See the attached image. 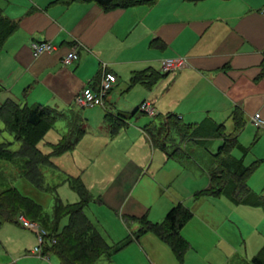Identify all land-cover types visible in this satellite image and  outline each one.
Segmentation results:
<instances>
[{
	"label": "crops",
	"instance_id": "crops-1",
	"mask_svg": "<svg viewBox=\"0 0 264 264\" xmlns=\"http://www.w3.org/2000/svg\"><path fill=\"white\" fill-rule=\"evenodd\" d=\"M0 9L17 23L16 30L0 47V103L13 99L46 105L61 112L63 116L60 118L67 124L69 113L77 112L74 110V96L86 85L96 90L102 74L110 71L116 75V80L103 97V103L83 107H103L96 113L98 119L103 116L105 123L104 114L108 110L132 113L137 109L116 135H111L107 123L104 124L106 133L94 134L99 137L96 145L109 143L117 146L129 165L114 160L112 171L92 170L94 166L86 167L81 161V153L76 154L77 145L62 155L51 157L54 167L58 165L67 171L66 178L79 177L90 193L99 194V210L110 207L121 215L123 221L131 220L130 215L148 214L145 203L131 198L132 188L142 177V167L147 164L148 172L153 162L162 157L165 161L172 158L149 141L144 131L147 122L143 126L136 123L143 115L139 110L142 101H149L155 112H159L156 120L171 115L173 120L178 118L180 122L193 126L211 119L223 124L226 134L234 129L231 113L236 108L243 112L245 124H252L251 116L255 112H259L264 120V0H142L109 10L94 0H0ZM34 41H48L55 50L34 57L31 53ZM74 44L79 45L78 59L64 64L62 57ZM164 58H183L185 65L171 73L166 72L150 88L140 83L131 84L133 72L147 68L160 70ZM133 91L136 94H132ZM120 93L125 98L121 99ZM122 100L125 101L122 107L126 109L139 104L132 111L121 110L118 104ZM79 116L83 127L84 122L94 119L88 113ZM228 120L233 127L226 132ZM258 128L261 130L256 141L264 145V126ZM62 134L64 132L57 131L53 125L37 143L38 148L44 153L50 152V144L57 142ZM85 135H88L86 130ZM215 139L222 142L221 138ZM91 150L86 156H94L92 163L95 155ZM66 155L72 157L74 166H79L78 170L62 167ZM256 158L264 159V155ZM210 168L202 187H187L188 196L191 190L196 193L209 185ZM191 170L196 171L195 168ZM251 183L252 180H248L254 190ZM261 190L260 193H264V187ZM202 196L211 203L223 201L221 199L225 197H195ZM178 200L180 202L182 198ZM232 206L235 207L234 203ZM159 210H164V214L167 212L163 205L158 207ZM235 211L232 209L227 216L232 217ZM239 212L241 214L236 215L243 222H246L243 216L250 217L255 213L246 209ZM92 221L99 229V219ZM259 222L264 223V217ZM138 228L126 235H131L130 242L136 240L143 244L144 241L152 252L163 247L165 242L157 240L154 233L134 237ZM258 232L261 239L257 244L261 247L264 230ZM141 247L144 252L147 250L143 245ZM32 249L29 252L35 254ZM114 256L118 259L114 252L108 264L111 259L113 262Z\"/></svg>",
	"mask_w": 264,
	"mask_h": 264
},
{
	"label": "rangeland",
	"instance_id": "rangeland-1",
	"mask_svg": "<svg viewBox=\"0 0 264 264\" xmlns=\"http://www.w3.org/2000/svg\"><path fill=\"white\" fill-rule=\"evenodd\" d=\"M171 73V72H170ZM116 90L115 88L113 89ZM136 94V91H133ZM121 99L125 98L123 93L119 96ZM136 97V96H135ZM121 101L118 104L119 109L132 111L136 106H132L130 109L122 107ZM121 105V106H120ZM77 106V105H75ZM74 106V110L84 117L86 113L91 114L94 119L84 122L85 130L88 135L78 141L76 154L81 153V161L83 165H93L92 170L96 168L101 170L112 171L113 161L117 160L119 163L129 165L127 158H125L117 150V146L109 143H101L96 145L95 141L99 139L94 134H100L105 132L103 120L98 119L97 109L103 107H78ZM146 113V112H144ZM159 112L154 114H143L138 117L137 122L143 126L146 122L154 124ZM178 120V118H176ZM180 122V121H179ZM181 123V122H180ZM0 127H3V123L0 120ZM232 124L228 120L226 121V132L232 129ZM54 128L59 132H67V124L64 119L58 118L54 123ZM261 129L252 124H245L242 130L239 132L238 141L246 148V153L243 154L240 149L233 148L231 155L242 158L244 164L248 165L256 158L257 155H264V145L256 141L257 135L260 134ZM173 143L180 144L185 147V154H176L168 161H165L162 157L158 162H153L150 170L146 172L148 165L142 167V177L136 182L132 188L131 198H135L145 203L148 210V219L151 221H161L164 217V210H159L158 207L163 205V209H169L172 205L180 201L192 211V217L185 223L180 230L181 235L188 240L189 246L184 253L183 262H180L174 255L169 245L161 241L158 237L157 240L163 242L162 248L154 250L153 252L148 249V246L144 241L143 244H139L136 240L129 242L121 250L115 252L117 257L111 259L110 264H252L251 256L258 251L257 241H260L261 235L258 231L264 230V223H260V219L263 216V212L259 208H253L249 206H238L230 200L222 197L221 200L216 203H211L207 197H195L194 191L191 190V195L188 196L187 187L192 185H202L207 179V169L212 165L211 161L214 157V153L221 142L219 139H211L206 145H197L191 142V140L180 141L178 135L171 133ZM164 134L161 135L160 140ZM1 141H12L9 145L10 149H17L19 142L15 140L12 133L9 130H2L0 132ZM40 146H42L40 144ZM96 147L98 149L96 150ZM42 148L46 150L43 145ZM93 148V149H92ZM92 149V150H91ZM170 148L168 147V150ZM92 151L95 155V159L91 163L92 157L86 156L89 151ZM170 151V150H169ZM62 155V154H61ZM67 158L63 159L62 167L64 169H70L71 171L78 170L79 166H74L72 157L66 155ZM69 156V157H68ZM77 161V159H75ZM198 162L205 170H202ZM72 165V166H71ZM191 168H195L193 172ZM58 165L51 167H42L44 175V186L56 185L54 191L63 201L73 202L78 199L77 194L70 188L68 181L66 180L67 171L64 172ZM20 165L17 159L11 161L0 160V201L2 195L6 194V186H13L21 193L30 196L36 200L43 207L44 211L51 213L52 205L54 202V194L51 190H42L33 185L25 176L20 174ZM190 171L191 173H188ZM251 179L253 189L256 192H261L264 187V159L258 164V167L252 173ZM93 200L85 206L84 211L91 220L95 218L99 219V231L111 243H117L123 241L124 237L139 227L137 221L127 220L123 221L121 215H118L117 211H112L110 207H103L98 209L99 194L95 191L91 192ZM187 195V196H186ZM224 196V195H222ZM4 200V199H3ZM223 202V204L221 203ZM7 207L14 206L11 202H6ZM237 208V209H236ZM232 209H235L237 215L241 214L239 211L254 210L255 213H251L250 217H246V222L238 219L237 215L232 217L227 216ZM23 211L19 212L22 213ZM18 213V214H19ZM17 214V215H18ZM164 214V215H163ZM35 219H40L43 224L52 230V224L45 223L44 220L38 216ZM67 222L66 218L61 220L60 226ZM248 223V224H247ZM125 231L121 234L122 231ZM258 230V231H257ZM151 234V232H148ZM115 235V236H114ZM119 235V236H117ZM114 236V238H113ZM151 236H154L151 235ZM154 237V238H155ZM113 239V240H112ZM36 245L35 233L23 227L18 222H1L0 223V264H59L57 256L53 253L32 254L30 249ZM146 250L144 252L143 248ZM114 255V254H113ZM110 259V257H109ZM96 264H108V257L106 255L100 256L96 260Z\"/></svg>",
	"mask_w": 264,
	"mask_h": 264
},
{
	"label": "trees",
	"instance_id": "trees-1",
	"mask_svg": "<svg viewBox=\"0 0 264 264\" xmlns=\"http://www.w3.org/2000/svg\"><path fill=\"white\" fill-rule=\"evenodd\" d=\"M94 1L102 8L109 10L115 7H126L142 0ZM16 28L17 23L5 16L0 9V47ZM165 73L161 70L147 68L133 72L130 81L131 84L140 83L150 88ZM136 111L137 109L132 113L106 111L104 116L111 135H116ZM140 112L146 114L142 110ZM62 116L61 112L46 105L22 103L13 99H6L0 103V120L3 123L0 132L9 130L15 140L19 142L17 149H10L9 145L12 141L0 140V160L17 159L20 165V174L36 187L42 190H51L53 194L56 185L44 186L42 167L53 166L51 157L72 150L85 132L79 114L70 112L66 119L67 132L62 134L57 142L50 144V152H42L37 143ZM231 118L234 129L229 134L225 133L223 124L215 123L211 119H205L199 125L192 126L180 123L176 119L173 120L171 115L165 119L158 118L154 124L148 123L144 126V131L152 145L165 150L169 157L185 154V147L173 143L172 132L178 135L181 142L187 139L202 146L206 145L211 138H221L222 142L214 153L209 170V185L194 195H224L236 205L260 207L264 211V193L255 192L248 185L250 176L261 160H254L246 165L242 158L230 155L231 150L236 147L241 150L243 155L247 151L238 142V134L245 124L243 112L236 108L232 111ZM162 134L164 136L160 140ZM66 180L79 198L74 202L63 201L55 192L51 213L45 212L40 203L30 196L21 193L11 185L6 186V194L2 195L3 198L0 201V223L4 221L17 223V214L23 211L22 213L28 219L37 222L46 230L42 254H55L59 264H96V260L102 255H106L109 259L112 253L117 252L132 240L131 235L115 244L109 243L84 211L85 206L94 199L89 190L79 177L68 176ZM6 202H11L14 206L8 208ZM192 215L189 207L177 202L158 222L148 220L146 213L139 216L130 215L128 218L140 224L138 230L133 233L134 237L146 232L154 233L168 244L175 257L183 262L189 242L181 235L180 230ZM38 216L45 223H51L52 230L48 229L40 219H35ZM63 218H66L67 222L60 226ZM250 261L252 264H264V244L251 257Z\"/></svg>",
	"mask_w": 264,
	"mask_h": 264
},
{
	"label": "built area",
	"instance_id": "built-area-1",
	"mask_svg": "<svg viewBox=\"0 0 264 264\" xmlns=\"http://www.w3.org/2000/svg\"><path fill=\"white\" fill-rule=\"evenodd\" d=\"M55 50L53 44L48 41L32 42L31 43V53L32 56L37 57L41 54L51 53ZM79 56V45L74 44L69 51L62 57V62L64 64H70L78 59ZM185 65V60L183 58H164L160 62V70L163 72H171L181 68ZM116 80V75L110 71H105L99 81V85L96 90L92 89L90 86L86 85L83 87L75 96L74 102L78 106H95L103 103V97L112 87ZM140 110L148 114H154L155 110L149 101H143L140 104ZM251 121L254 126L262 127L264 126V120L259 112H255L251 116ZM18 222L25 228H28L35 232L37 238V244L32 249L35 254L42 253V245L44 243V236L46 230L42 228L37 222L28 219L23 213L17 215Z\"/></svg>",
	"mask_w": 264,
	"mask_h": 264
}]
</instances>
